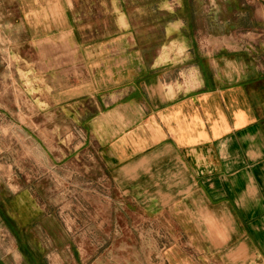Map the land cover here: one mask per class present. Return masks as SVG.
Wrapping results in <instances>:
<instances>
[{"label": "crops", "instance_id": "0c3cea01", "mask_svg": "<svg viewBox=\"0 0 264 264\" xmlns=\"http://www.w3.org/2000/svg\"><path fill=\"white\" fill-rule=\"evenodd\" d=\"M249 3V47L213 35L186 39L179 60L145 61L61 34L40 51L79 72L78 148L96 152L129 211L168 221L164 264H264V0Z\"/></svg>", "mask_w": 264, "mask_h": 264}, {"label": "rangeland", "instance_id": "374dc122", "mask_svg": "<svg viewBox=\"0 0 264 264\" xmlns=\"http://www.w3.org/2000/svg\"><path fill=\"white\" fill-rule=\"evenodd\" d=\"M250 7L249 0H0L6 264H164L159 248L170 238L167 220L129 211L96 152L78 148L84 141L69 90L79 72L41 58L46 37L73 35L93 47L113 40L114 49L139 50L145 61L156 51L161 62L179 60L186 39L206 47L214 35L249 47Z\"/></svg>", "mask_w": 264, "mask_h": 264}]
</instances>
